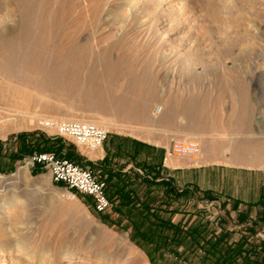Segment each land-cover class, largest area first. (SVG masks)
<instances>
[{"label": "rangeland", "instance_id": "obj_1", "mask_svg": "<svg viewBox=\"0 0 264 264\" xmlns=\"http://www.w3.org/2000/svg\"><path fill=\"white\" fill-rule=\"evenodd\" d=\"M16 113L31 119L14 130ZM43 120L97 123L106 139L164 155L192 135L196 160L205 141L217 154L205 165L264 171V0H0V197L14 196L3 223L36 252L32 264H61L65 251L72 264H213L264 248V184L244 202L251 185L179 188L131 159L139 172L121 177L132 195L117 208L110 199L99 215L89 197L70 201L29 158L52 152L100 178L101 149L42 131Z\"/></svg>", "mask_w": 264, "mask_h": 264}, {"label": "crops", "instance_id": "obj_2", "mask_svg": "<svg viewBox=\"0 0 264 264\" xmlns=\"http://www.w3.org/2000/svg\"><path fill=\"white\" fill-rule=\"evenodd\" d=\"M100 152L94 157L92 162H96L98 169L101 172L100 179L106 183V192L108 193L109 200L111 199L114 208L121 197L131 192H126L125 189L121 191V186L126 187L127 182L121 180V177L131 175L139 172L131 164V159L145 163L151 168L160 170V181H167V178L172 174L174 183L179 188L196 187L202 190H216L225 184L231 189L238 186V184H248L252 191L249 190L247 198H243L244 202H254L259 198L261 187L264 184V171L246 170L234 171L224 170L228 175L219 167V165H202L199 167L192 166V164L184 160H171L166 159L162 151H159L148 145L139 144L132 139H126L120 135H114L105 140ZM191 163H194L191 161ZM197 164V163H195ZM201 164V163H200ZM237 170V169H236ZM125 180V179H124ZM131 188V184H128ZM251 185V186H250ZM248 188V189H249ZM134 193L137 190L134 189Z\"/></svg>", "mask_w": 264, "mask_h": 264}, {"label": "built area", "instance_id": "obj_3", "mask_svg": "<svg viewBox=\"0 0 264 264\" xmlns=\"http://www.w3.org/2000/svg\"><path fill=\"white\" fill-rule=\"evenodd\" d=\"M39 127L42 131L51 132L54 136L89 152L100 149L107 138L104 130L83 122L43 120ZM198 152L199 145L194 140H174L166 152V157L168 155L192 158L197 156ZM29 163L46 169L52 183L65 187L70 201H74L76 195L80 194L91 199L95 213L104 215L111 210L112 204L107 196L105 181L95 177L89 169L59 158L53 153H35L29 158Z\"/></svg>", "mask_w": 264, "mask_h": 264}, {"label": "bare ground", "instance_id": "obj_4", "mask_svg": "<svg viewBox=\"0 0 264 264\" xmlns=\"http://www.w3.org/2000/svg\"><path fill=\"white\" fill-rule=\"evenodd\" d=\"M171 108V107H170ZM158 109V112H155L153 114V116L155 117L156 115L160 116L163 109L162 107H159L157 108ZM172 112V111H171ZM21 113V111H20ZM20 113H16V114H12L14 118H12V121L10 123V121L8 123L11 124V126L14 127V130L15 129H19L21 127H18V124L16 123V118L17 117H24V118H30L31 117H27L26 115H23V114H20ZM26 114V113H25ZM11 116V115H10ZM246 117V116H245ZM20 120V119H19ZM23 120V119H22ZM7 121V120H5ZM2 122V121H1ZM18 122V121H17ZM76 122H83V123H87L86 121L84 120H76ZM20 123H21V120H20ZM25 123V122H24ZM26 124V123H25ZM90 124V123H89ZM93 124V123H92ZM95 126H99V124H93ZM193 126V125H192ZM25 128V126H24ZM107 127L106 126H102V130H106ZM193 136H189L187 139L185 140H194L192 138ZM204 142V141H203ZM229 149V147H228ZM98 151V150H97ZM99 152V151H98ZM199 153V152H198ZM224 154L223 155H226L225 153H227V151L223 152ZM262 153V158H264V150L261 151ZM217 155V154H216ZM215 155V156H216ZM168 156V155H167ZM198 156V154H197ZM192 157V158H189L190 161L194 162V163H201V164H207L209 162H211L212 160H215V156L213 154V151H212V148L209 146V144L206 143H203V152L201 153V158H200V155H199V159L196 160V157ZM169 157V156H168ZM218 157V156H217ZM187 158V157H186ZM217 162L218 163H221V162H226V160H223L222 157L218 158L217 159ZM230 162V161H229ZM1 178V177H0ZM14 195V194H13ZM76 200V199H75ZM74 200V201H75ZM14 202V196L12 195H7V196H3V197H0V258H1V262H4L5 261V256L6 255H11L12 253H15V256H22L24 258H26L27 260V264H32L33 262V259L35 258V253L32 251V249L28 248V245H26L24 242L22 241H19V240H16L14 239L13 241H10L11 238H14V232H12L13 230L8 228L7 226L5 227V224L3 223V219H4V215L5 213L8 211L7 209L11 206H12V203ZM74 207H79V204L76 202ZM7 210V211H6ZM4 214V215H3ZM20 239V238H19ZM12 240V239H11ZM73 256H74V253L71 252V251H65L64 253V259H67L65 260L64 262H62L61 264H72V260H73ZM50 258V257H49ZM11 259V258H10ZM16 259V258H15ZM83 261V260H82ZM44 263V260L41 261V264ZM51 264V262H50Z\"/></svg>", "mask_w": 264, "mask_h": 264}, {"label": "trees", "instance_id": "obj_5", "mask_svg": "<svg viewBox=\"0 0 264 264\" xmlns=\"http://www.w3.org/2000/svg\"><path fill=\"white\" fill-rule=\"evenodd\" d=\"M38 153H52V152L39 151ZM56 156L71 161L67 157H60L58 155ZM254 248H255L254 246L250 245L246 251H243L242 247H238L237 249H233V250H227L229 252L228 253L229 255L224 251L221 254L222 262L219 263L215 261L213 264H238L237 263L238 259L240 260L239 264H264V248L259 249L258 252ZM242 253H246V255L241 256Z\"/></svg>", "mask_w": 264, "mask_h": 264}]
</instances>
